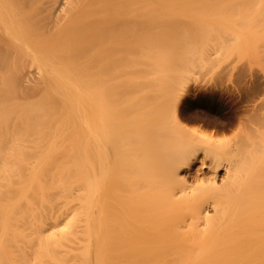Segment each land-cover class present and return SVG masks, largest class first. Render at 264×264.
Here are the masks:
<instances>
[{
    "label": "bare ground",
    "instance_id": "obj_1",
    "mask_svg": "<svg viewBox=\"0 0 264 264\" xmlns=\"http://www.w3.org/2000/svg\"><path fill=\"white\" fill-rule=\"evenodd\" d=\"M213 4L0 0V264H264V204L235 199L242 169L208 154L221 142L184 124L182 96L171 109L185 143L172 147L155 119L140 120L152 89L103 87L105 74H139L143 61L169 74L161 63L208 29L194 13ZM252 13L249 68L261 62L264 74V9ZM261 97L234 122L240 136L251 125L262 159Z\"/></svg>",
    "mask_w": 264,
    "mask_h": 264
},
{
    "label": "rangeland",
    "instance_id": "obj_2",
    "mask_svg": "<svg viewBox=\"0 0 264 264\" xmlns=\"http://www.w3.org/2000/svg\"><path fill=\"white\" fill-rule=\"evenodd\" d=\"M183 1H210V4L216 3L213 5H217L220 9L213 13L204 14L199 11L200 8L198 7V12L194 14L198 19L203 18L202 23L209 27L195 38L180 42L174 49L176 60L171 63L163 60L162 66L170 67L171 72L169 74H149L150 69L143 61L139 66V74H105L103 87L105 90H110L116 81L122 79L130 91L152 89L153 94L146 98L147 100L142 99L141 101L140 97V104L142 105L139 106L140 114L138 113L140 120L155 119L165 137L171 140L172 147L185 143L183 136L175 131L171 109L173 100L177 96H182L184 124L189 128H202L205 132L213 133L221 142L217 148L209 149L208 154L230 160L242 169L243 178L232 191L235 199L240 203L263 205L264 156L263 160L261 157H253L250 151L252 149L251 140L248 142V139L252 138L248 136L251 134L249 133L251 132V125L250 131L245 127L244 132H246H242L244 134L241 133L240 136L236 126L237 120L234 122V115L238 111L237 116L239 114V116H248L252 108V99L254 101L262 95L264 96V74L257 72L262 71L261 62H259V66L254 65L258 69L254 74L249 68L251 64L248 60L251 59L250 55L252 54V52L249 54L252 51L249 31L251 13L254 10L264 9V0ZM177 4L176 10H180V7L183 6L179 5L178 2ZM182 14L172 13L171 16L179 19L183 18ZM186 15L188 16V14ZM239 40L244 44L242 49L244 53L241 52L242 54H239L234 47ZM245 54L247 55L245 56ZM240 56H243L242 59ZM247 56L249 58H244ZM93 77L92 103L94 107L98 87L95 82V74ZM157 78H161V80L155 81L158 80ZM257 81L259 87L256 86V89L258 87L259 91L253 87ZM181 83L188 86L187 92L183 93L179 90ZM148 100L150 105L146 103ZM126 106L124 108L126 112L123 111L126 114H123L130 121L135 113L131 109L132 106L130 108L129 105L127 108ZM124 128L129 127L125 126ZM125 134L124 139H126L124 141L128 142L129 135Z\"/></svg>",
    "mask_w": 264,
    "mask_h": 264
}]
</instances>
